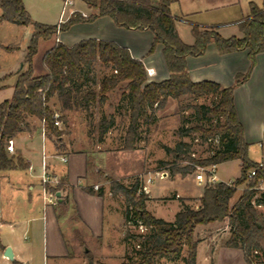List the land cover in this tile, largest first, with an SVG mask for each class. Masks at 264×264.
<instances>
[{"label": "trees", "instance_id": "obj_1", "mask_svg": "<svg viewBox=\"0 0 264 264\" xmlns=\"http://www.w3.org/2000/svg\"><path fill=\"white\" fill-rule=\"evenodd\" d=\"M94 14L84 18L73 14L64 23L49 26L34 22L26 12L22 0H0V21L17 26H32L33 31L26 47L22 64L26 69L18 73L9 100L0 103V173L6 171H26L29 165L20 156H11L7 152L9 141L23 131L28 117L44 124L47 131L60 137L53 125L54 111L49 103L52 99L64 111L85 108L89 103L102 105L107 93L119 88L126 101L128 126L124 137L123 151H133L139 139V128L155 122V112L165 107L169 99H198L214 96L217 102L212 106L193 105V117L197 122L216 121L214 127L196 126L186 129L187 120L180 117L181 127L177 131L180 138L190 132H198L201 144H205L211 154L203 159L191 157V145L179 142L174 149L165 148L174 158V163L160 162L169 176L192 175L198 167L217 166L230 161H238L239 177L231 182L208 184L202 187L197 209L180 200V210L172 222L153 217L146 211L147 194L142 190L143 182L139 178L125 186L112 179L109 181L111 196L124 199L123 238L124 255L121 264H157L160 260L169 263L196 264L199 240L196 229L215 224H226L228 238L222 247L238 250L246 264H264V167L249 159V145L243 140L233 101L234 89L245 83L256 64V57L264 54V1L261 7L250 5L249 14L237 24L240 39L222 38L215 30H205L196 24H190L193 44L183 43L175 29L170 6L174 0H81ZM107 17L114 25L125 30L149 31L153 42L148 55L155 47H162V56L168 72V79L162 82H150L143 64L131 57L127 49L114 43L84 40L71 48L59 43L58 35L67 32L76 24L92 23L97 18ZM217 30V28H216ZM53 40V46L47 50L41 64L45 74L35 76L33 59L38 54L40 42ZM209 44H214L219 55L234 52H247L249 68L245 74L235 76L232 87L202 81L193 83L189 77L186 59L204 55ZM13 52L17 48L2 47ZM110 70L97 84L95 66ZM11 75L7 76L9 79ZM122 84V87L119 85ZM86 86L85 91H81ZM94 86L98 89L95 91ZM190 108V106H189ZM185 107H179L182 113ZM64 121V118L61 120ZM113 119L102 117L98 123L100 135L112 126ZM218 144L215 149L213 143ZM264 161V155H263ZM175 162H186L180 167ZM161 169V168H160ZM254 171L255 175L250 177ZM245 187L237 201L231 204L240 186ZM46 187L55 194L60 190ZM88 194L92 190L86 189ZM185 250V253H184ZM87 264H101L92 261L86 254ZM14 264V263H13Z\"/></svg>", "mask_w": 264, "mask_h": 264}, {"label": "crops", "instance_id": "obj_2", "mask_svg": "<svg viewBox=\"0 0 264 264\" xmlns=\"http://www.w3.org/2000/svg\"><path fill=\"white\" fill-rule=\"evenodd\" d=\"M58 1L62 4L61 11L55 15H50V11H35L31 7L29 0L27 2L22 0V3L31 19L43 25L54 26L64 23L75 13L84 18L94 14V10L88 8L82 1L78 2L79 10L74 9L76 1L71 8L65 9L63 0ZM258 1L259 6L254 0H246L244 3L239 0H174L169 10L174 18L184 19L175 23V29L180 40L187 43V45H191L194 40L188 25L191 22L190 19L192 21L196 20L195 23L204 29L218 28L219 34L221 30H219V25L226 23V21L222 22L223 20L215 16L236 6L242 11L244 6L248 7L249 14L251 4L257 7L262 6L264 0ZM241 15L242 18L247 16ZM242 18H238L235 22H230L233 31L229 32L230 34L227 36H223L224 39L231 37L240 39L242 37L236 26ZM5 23L0 21V35L11 32L14 28H20V26L6 25ZM185 27H187L189 32L187 40H184L179 32L181 28ZM90 39L111 42L127 49L133 59L143 64L145 70H153L154 75L149 77L150 82H162L168 79V72L162 56V47L157 45L154 53L148 55L153 42V36L149 31L118 28L110 18L103 17L97 18L92 23L72 26L67 32L59 34L57 41L65 47L71 48L81 41ZM2 47H6V45L0 44V52H7ZM17 52L19 51L11 53ZM16 65L17 68H15ZM21 65L23 66L22 60L20 61L18 56L12 57L11 60H7L5 57L3 59L0 56L1 80L4 79L3 77L6 74L9 75L11 72H16V69L17 71L20 70ZM186 66L193 83L209 81L220 85L222 88H229L233 86L236 75L246 73L249 61L246 51L219 55L215 45L209 44L201 57H188ZM9 80H14L13 84L3 85L4 88L0 90V93H6L11 98L16 74L14 75L13 73ZM233 101L237 119L242 126L244 142L249 147L255 144L260 145L264 139V54L256 57V66L251 72L249 79L234 89ZM111 117L113 119L112 126L103 135H100L98 131L97 138L94 140L95 144L91 142L93 146L89 151H71L70 148L67 147L68 149H65L64 147V150L59 152V149H55L50 136L45 133L43 123L31 117L26 119L23 131L12 139V147L16 156H20L29 165L26 171H6L19 172L17 176L3 175L5 172L0 173V184L2 180L6 183L5 187H0V196L7 194L8 202L12 203L20 197L24 201L22 205L26 209L24 220H19L17 211H14V217L10 221L11 224H8L0 217V227L7 224L13 234L12 244L3 245L0 243L2 247L1 253L4 252L5 248L10 247L14 257L13 262L25 264V252L32 250L34 241L39 237L40 233L38 223H41L44 240L42 247L45 257L49 258L51 262L68 259L69 240L74 243V239L77 238L79 246H85L87 241L95 243L94 251L84 247L85 258L90 251L93 256L98 257L96 262L100 261L101 264H107V259H103L98 251L101 248L111 247L110 243L107 242L108 233L104 228V219L107 218L106 213L109 215H107L108 218H110V229L115 232L116 243L121 244L120 252L117 254V258L121 261L124 255V246L122 244L124 199L121 196H111L107 179H112L125 186L130 185L133 180L129 181L132 172L128 173L124 169L127 159L131 158V156H125L130 154L124 152L121 148L109 146L113 142L109 136L111 130L115 127L114 116ZM84 138L85 142H89L86 136ZM139 139L140 142L145 141L143 138ZM63 158L66 159L65 163L61 161ZM43 165L45 173L57 182L56 185L53 183L49 187L55 188L59 183L61 185L60 190L56 193V195H59L57 205L53 207L45 205L42 199V191L47 187L40 182L43 174ZM141 165L142 163H140V167H142ZM129 171H131L130 168ZM94 187H97V189L95 190ZM86 189H91L93 191L92 194H88ZM202 189L194 198L186 199L174 194L175 199L183 200V202L188 201L187 205L197 209ZM147 197L146 211L157 218L155 209L158 206V200L163 197H152L149 190ZM239 197L234 196L231 204L235 203ZM179 210L180 205L177 206L174 216ZM24 225L28 227L25 228ZM223 226L226 228L223 229L226 232L225 235H228L226 224H223ZM212 227L203 226L198 227L196 230H208ZM20 233H22V237L25 234H30L31 239L34 241L28 245L23 244ZM200 245H202V242H199L198 247ZM73 246L76 247V245L72 244ZM215 251L216 249H213L212 253L208 254L210 261L213 260ZM235 251L240 252L238 250ZM197 256L198 252L196 254V264ZM1 257H3L2 254Z\"/></svg>", "mask_w": 264, "mask_h": 264}, {"label": "rangeland", "instance_id": "obj_3", "mask_svg": "<svg viewBox=\"0 0 264 264\" xmlns=\"http://www.w3.org/2000/svg\"><path fill=\"white\" fill-rule=\"evenodd\" d=\"M26 2L28 0H25ZM31 7L35 9V11L43 10L44 12L50 11V15L58 14L61 11L62 4L58 0H29ZM76 1V2H75ZM75 10H79V1L75 0ZM244 3L246 0H239ZM259 6V1L254 0ZM27 4V3H26ZM29 7V8H31ZM71 8V7H70ZM57 11V12H56ZM243 12V13H242ZM95 13V12H94ZM248 14V7L244 6L243 11L239 7L231 8L230 10H226L222 13H219L217 16L222 22L224 20L226 23H222L219 28V35L223 38V36H227L230 34L229 32L233 31V28L230 26V22H235L238 18H242V15ZM190 23L188 24H199L195 23L190 19ZM5 23V22H3ZM6 25H9L5 23ZM202 24V23H201ZM13 25V24H12ZM50 26V25H49ZM9 27V26H7ZM204 29V28H202ZM205 30H215L218 33V28H208ZM33 28L32 26L20 28H14L11 32L4 33L0 35V44H5L6 47L17 48V53L9 52H0L1 58L11 60L12 57H19L20 61L22 57L26 53V47L28 45L29 38L32 34ZM181 37L184 40H187V35L189 34L187 27L180 29ZM185 32V33H184ZM240 34V33H239ZM239 37V35H237ZM54 41L51 40L49 42H40L38 46V54L33 59V70L35 76H41L45 74V70L41 64V58L43 54L49 50L53 46ZM184 43V42H183ZM187 44V43H185ZM189 44V43H188ZM14 52V51H13ZM6 64V63H5ZM256 66V64H255ZM17 68V65L15 66ZM247 67L246 71L248 70ZM255 68V67H254ZM26 69V66H22L20 70L16 72H11L9 75H14ZM253 71V70H252ZM110 70L106 69L100 65L95 66V80L98 84L103 77L110 75ZM6 74L1 80L0 78V90L4 88L7 84H13L14 80L6 79ZM4 85V86H3ZM86 86L82 87V92L86 90ZM122 87V84L119 85ZM93 89L97 91L98 87L94 86ZM10 96V95H9ZM9 96L6 93H0V103L4 100H9ZM107 100L102 105H99L97 102L89 103L87 109L85 108H75L71 111H64L61 109L60 105L56 102L55 99H52L49 103L50 108L60 116L59 126L56 127L57 132L61 133L60 137H56L51 132L45 129V133L50 136V140L52 141L54 147L59 152H62L65 149L70 148L73 150H82L89 151L91 147L95 144L94 140L97 138L98 134V122L102 117L109 118L110 116H114L115 127L111 130L110 138L112 139V144H109L111 147L122 148L124 146V137L126 133V129L128 126V111H127V103L123 100L121 96V92L119 88H116L106 95ZM217 102V98L214 96L201 97L198 99H189V98H181L179 100L169 99L165 105V107L161 110L155 112V122L152 125L146 126L143 125L139 128V138L145 139L144 142H140L139 140L135 144V149L133 151H124L128 152L131 156L130 159H127L126 165L124 169L128 171V173L132 172V176H130V180L135 178H139L143 182L144 188L149 190L150 196L163 197L160 198L157 202V208L155 209V216L157 218L163 219L165 222H172L174 219V213L177 210V206L180 205L179 200L175 199V195L181 198H194L201 191V186L197 185L195 181V176L197 175V169L192 175H187L182 178L181 176H169L168 169H164L159 164L160 162L166 163H174V158L171 154H168L165 151V148L174 149L175 145L179 142H186L191 145V157L194 159H203L208 157L211 154V151L208 150L207 145L201 144L199 137L200 134L198 132H190V134L185 138H180L177 134V131L181 127L180 117H184L187 120V123L184 125L186 129H191L196 126H201L204 128L214 127L216 125V121L211 122H197L193 117V109L191 108L193 105H204V106H212ZM190 106V108H189ZM179 107H185L184 111L181 113L179 111ZM64 118V121L61 120ZM36 123V122H35ZM38 123V122H37ZM44 125V124H43ZM89 139V142H85V138ZM93 138V139H92ZM92 139V141H91ZM214 148H218L217 143H213ZM68 147V148H67ZM13 148V147H12ZM63 148V149H62ZM61 149V150H60ZM8 152V151H7ZM11 156H16L15 151L8 152ZM264 155V139L259 145H251L248 150L249 158L256 163H264L263 161ZM140 163H142V167H140ZM178 166L183 167L187 165L186 162H175ZM129 168L131 171H129ZM161 168V169H160ZM3 175L17 176L19 172H5ZM2 175V176H3ZM240 175V165L238 161H230L216 166L215 176L218 179V182L229 183L235 181ZM4 177V176H3ZM151 179V184L147 185L145 183L146 179ZM6 183L4 180L1 181L0 187H5ZM264 187V186H263ZM261 188V187H260ZM245 190L244 185L238 187L236 192V197L240 196L242 192ZM6 195V198H5ZM7 194L0 196V217L2 220L11 224L10 221L14 217V211H17L19 220H24L26 217V209L23 207L22 198L18 197L15 202H8ZM22 197V195H20ZM183 201V200H182ZM188 202V201H187ZM186 201L184 203L188 204ZM194 204V203H193ZM104 220V228L108 233L107 242L110 243L111 247H105L99 249V253L103 257V259H107V264H121V261L117 258V254L120 252L121 244L116 243L115 240V232L110 229L111 223L110 218L107 216ZM40 226L39 237L34 241L31 239L30 234H25L22 237V233H20L21 242L23 244H30L34 241V245L32 250H27L25 252V264H87L88 261L85 258V254L83 252L84 247L92 249L94 251L95 243L93 241H87L85 246L78 245L77 238L74 239V243H71L69 239V255L68 259L60 260L58 262H51L49 258L45 257V253L43 250V235H42V225L38 223ZM25 228L28 226L24 225ZM213 227L208 230H196L195 234L200 243L202 245L198 247V256H197V264H246L241 257L240 252L235 250H229L222 247L223 242L228 238V235H225V231L223 230L225 227L223 224L212 225ZM226 229V228H225ZM65 235V233H64ZM12 232L7 224L0 227V243L3 245L12 244ZM66 236V235H65ZM79 236V235H78ZM76 240V241H75ZM205 240L207 241L205 243ZM73 245H76L72 247ZM1 245H0V264H17L16 261L10 262L4 257L3 252L1 253ZM213 249H216L215 254L213 255V260H209V255L212 253ZM185 253V250H184ZM88 255L92 258L93 263L98 260L97 256H93L91 252H88ZM212 256V255H211ZM259 260L258 264H262ZM98 263H101L98 261ZM157 264H173L169 263L166 260H160ZM182 264V263H175Z\"/></svg>", "mask_w": 264, "mask_h": 264}, {"label": "built area", "instance_id": "obj_4", "mask_svg": "<svg viewBox=\"0 0 264 264\" xmlns=\"http://www.w3.org/2000/svg\"><path fill=\"white\" fill-rule=\"evenodd\" d=\"M74 1L75 0H63V7L64 9L65 8H68V7H72L73 4H74ZM146 75L147 77H152L154 75V72L152 69H147L146 70ZM53 125L54 127H58L59 126V121H60V116L57 114V113H54L53 115ZM260 146V145H259ZM7 151L8 152H13V148H12V141H9L8 142V145L6 147ZM61 161L63 163L66 162V159H61ZM259 167H264V163H261L259 162ZM43 168V174L41 176V184L43 186H47L49 187L50 184H53L56 185L57 182L54 178H50L48 174L45 173L44 171V165L42 166ZM215 170H216V166H210V167H206V168H203V167H198L197 168V175L195 176V181L197 182V185L201 186V187H204L205 185H208V184H216L218 183V179L217 177L215 176ZM255 175V172L252 171L250 173V177L254 176ZM145 183L147 185L151 184V179L148 178L146 179ZM231 182H229L228 184H230ZM94 189L96 190L97 187H94ZM261 191H264V187L262 186L261 188ZM142 190L147 194L148 193V189L144 188V186L142 187ZM42 199L45 203V205L47 206H56L57 205V201H58V198L56 196V194L50 190H47V189H43L42 191Z\"/></svg>", "mask_w": 264, "mask_h": 264}, {"label": "water", "instance_id": "obj_5", "mask_svg": "<svg viewBox=\"0 0 264 264\" xmlns=\"http://www.w3.org/2000/svg\"><path fill=\"white\" fill-rule=\"evenodd\" d=\"M22 67V65L20 66V68ZM57 198L59 197V195H56ZM3 257L6 258L7 260H9L10 262H13L14 257H13V253L10 247L5 248L4 252H3Z\"/></svg>", "mask_w": 264, "mask_h": 264}]
</instances>
